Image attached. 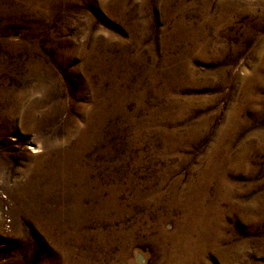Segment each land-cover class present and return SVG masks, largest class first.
<instances>
[{
	"label": "rangeland",
	"instance_id": "rangeland-1",
	"mask_svg": "<svg viewBox=\"0 0 264 264\" xmlns=\"http://www.w3.org/2000/svg\"><path fill=\"white\" fill-rule=\"evenodd\" d=\"M178 257L264 264V0H0V264Z\"/></svg>",
	"mask_w": 264,
	"mask_h": 264
},
{
	"label": "bare ground",
	"instance_id": "bare-ground-1",
	"mask_svg": "<svg viewBox=\"0 0 264 264\" xmlns=\"http://www.w3.org/2000/svg\"><path fill=\"white\" fill-rule=\"evenodd\" d=\"M205 221L199 218L195 219L194 214L187 215L186 218L183 219V221L179 223L175 234L170 237V239H172L173 242H175V246L172 249V252L175 249L177 250L178 248L177 246H179V248H188L189 252H186L184 262H186L188 258H191L190 256H192L191 253L193 252V250H197L198 248L199 250H204V246H202V244H199V243L205 242L204 240L207 238L206 235L209 234V227L207 225V221L206 222ZM192 232H196V234L200 237V238H197L194 242H192L193 244H191ZM180 261L181 259H179V257L171 258L168 264H179Z\"/></svg>",
	"mask_w": 264,
	"mask_h": 264
}]
</instances>
